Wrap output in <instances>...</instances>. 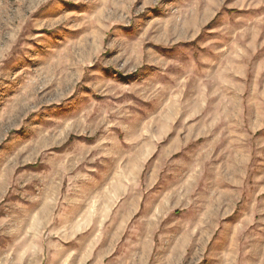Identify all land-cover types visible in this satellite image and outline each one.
Here are the masks:
<instances>
[{
	"label": "rangeland",
	"instance_id": "1",
	"mask_svg": "<svg viewBox=\"0 0 264 264\" xmlns=\"http://www.w3.org/2000/svg\"><path fill=\"white\" fill-rule=\"evenodd\" d=\"M0 264H264V0H0Z\"/></svg>",
	"mask_w": 264,
	"mask_h": 264
}]
</instances>
